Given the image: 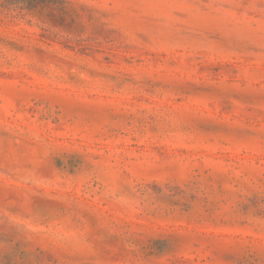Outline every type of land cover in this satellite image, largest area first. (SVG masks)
<instances>
[{
  "label": "rangeland",
  "instance_id": "1",
  "mask_svg": "<svg viewBox=\"0 0 264 264\" xmlns=\"http://www.w3.org/2000/svg\"><path fill=\"white\" fill-rule=\"evenodd\" d=\"M0 264H264V0H0Z\"/></svg>",
  "mask_w": 264,
  "mask_h": 264
}]
</instances>
